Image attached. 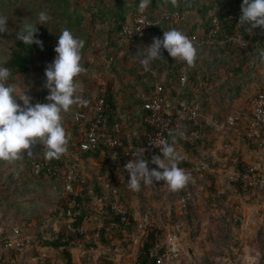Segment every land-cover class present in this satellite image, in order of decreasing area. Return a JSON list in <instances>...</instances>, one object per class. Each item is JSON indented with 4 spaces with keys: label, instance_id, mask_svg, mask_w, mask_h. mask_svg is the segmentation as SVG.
Here are the masks:
<instances>
[{
    "label": "rangeland",
    "instance_id": "obj_1",
    "mask_svg": "<svg viewBox=\"0 0 264 264\" xmlns=\"http://www.w3.org/2000/svg\"><path fill=\"white\" fill-rule=\"evenodd\" d=\"M194 1L195 8L183 12L181 19L195 15L196 18L199 17L200 22L197 19L198 25L192 24L194 30L188 27L181 30L187 36L209 28V16L212 14L241 9L242 3V0H209L207 7L198 8L203 6V0ZM122 2L0 0V15L8 18L6 31L0 33V63L7 61L2 57V52L7 49L8 40L17 37L20 25L35 21L36 15L43 10L48 13L50 20L48 25H37L36 36H46L49 41L52 32L60 34L63 29H69L74 36L84 40L80 61L84 70L76 79L80 88L77 94L89 101L87 105L97 98L103 87L111 85L120 109H123L125 100L133 104L132 107H136L135 105L141 104V98L151 88L150 82L165 78L168 67L169 55L162 49L164 57L150 64L153 72L144 71L139 63L143 49L152 42L153 37L162 38L163 32L171 27L161 25L152 30L147 38L116 46L110 39L111 33L108 34L107 31L114 19L112 10L103 15L92 16L91 13L96 10L95 7L102 4L110 9H117L119 5L126 9L131 8L130 12L139 4V0ZM165 2L172 5L171 0H150L149 6L163 5ZM65 18L69 22L68 27L64 28L67 21ZM258 37L261 43L259 38H253L249 45L256 44L258 48L263 46L264 51V35ZM225 47H229L226 51L236 49L238 52L228 54L221 48L204 47V50L197 54L200 56L193 64L199 69V73L194 72L196 78L199 74V83L205 70L211 74V77L204 79L193 92L200 93L199 99L205 100L204 103L211 100L214 110L208 115L202 104L203 126L198 138L188 142L189 145L181 140L175 145L184 160L190 164L189 167H184V171L192 172L191 178L183 187L184 191H170L163 180H154L153 184L149 185L141 183L139 191H132L128 187L129 173L124 168L133 158L132 154L130 158L123 159L121 155L115 154L114 150V155L108 157V164H105L108 172L100 178L101 190L106 199L118 193L117 197H123L122 201L132 211L134 233L123 234L127 241L129 238L132 241L128 247L125 248L124 243H121L122 232L115 227L113 234L107 236L109 242L98 241L96 246L92 247L85 245L86 242L92 243L100 237L97 230L102 226L104 217L102 199L94 194L90 200H73L69 197L66 186L64 189V184L60 181L59 184L52 179L33 177L28 161L32 156L43 153L42 144L37 142L31 146L32 155H28L29 150L25 149L15 161L0 160V238L11 234L13 227L18 226L21 236H30L32 244L22 252L6 250L10 264H66L61 250L39 249L40 247L36 246L40 245L39 222L46 217H52L56 219L52 225H58L57 220L63 221L64 204L72 208L76 216L80 213L84 215L82 223L73 226L74 229L78 226L83 229L81 233L74 232L83 235V239L76 235L70 243L71 254L77 261L87 256L88 264H111L110 260L115 264H135L137 245L151 223L157 225L159 230L156 235L161 236L166 264H260L264 236V192L254 188L245 191L243 187L239 190L233 184L235 181L232 178L240 170L256 163L258 154L263 153L246 137L242 120L251 118L254 100L264 91V56L254 53L245 55L246 51L242 52L241 45L233 43ZM222 51L226 57L213 60V57ZM55 55V51L52 54L39 53L27 74H10L8 82L14 83L21 90L25 88L26 92L29 86L34 85L48 95L49 90L45 87V68ZM174 62L179 64L178 73L183 64L187 65L175 58ZM18 102L22 103L19 100ZM81 107L84 106L74 104L68 112L61 113L64 127ZM138 115L140 114L137 113L136 118ZM233 117L236 118L235 122H230ZM143 131L145 136V129ZM140 135L135 137L142 140L143 135ZM99 165L101 164L98 162H91L89 172L76 166L75 174L79 178H89L93 187L91 176L95 169L100 171ZM148 167L150 170L158 168L150 159ZM63 175L65 178V174ZM75 187L77 196H81V182H76ZM112 206L114 212H125L117 201ZM76 216L75 219L70 218V221H76ZM49 227L48 224V231Z\"/></svg>",
    "mask_w": 264,
    "mask_h": 264
},
{
    "label": "trees",
    "instance_id": "obj_2",
    "mask_svg": "<svg viewBox=\"0 0 264 264\" xmlns=\"http://www.w3.org/2000/svg\"><path fill=\"white\" fill-rule=\"evenodd\" d=\"M194 2H195L194 0H176L175 5H173L172 3H171L172 5H169L166 2L163 3V5H157V6L156 5L155 6H149V4H148V7L146 9L148 10L149 13H156L157 11L163 10L165 8L169 9L171 11H174V10H178L181 12H185L187 10L192 11V9L195 8ZM120 3H123L122 0H120ZM211 5H213V4H211ZM203 7H207V5L203 4V6H199L198 8H203ZM95 8H96L95 11L92 10V13H91L92 16H95L97 14L103 15L104 13H108V12L110 13V10H112V12H113L112 16L114 19L112 20V24L110 25V27H108L107 31L109 32L108 34L111 33L110 39L113 41V43H115L116 46H119L118 45V38L120 36L121 25L124 22H126L128 19H131L132 17H134L136 15L138 7L136 9L132 10L133 12H130L131 8L126 9L124 7H121L120 5L118 6L117 9H110L105 4H102V5L97 6ZM132 8H133V6H132ZM233 10L240 11V9H233ZM229 11H231V10H229ZM229 11H224L222 14L218 13V15H220V17H221L222 22L224 23L221 26L222 32L232 33V32L237 31L238 33L243 34L246 39H249L251 41L253 38L254 39L259 38L258 41H259V43H261L260 37H258V36L264 35V29H260L258 27L256 29H253V31L251 33H246L243 30V28H239V30H237L235 25H231L228 22L227 16H228ZM130 13H132V14H130ZM213 15H216V14H212V16ZM212 16L211 17L209 16V18H210L209 27L212 24L211 23ZM193 17H195V15H193ZM197 18H199V17H197ZM65 19H67V18H65ZM183 20L184 19H177L174 22H178V23L171 25L170 24L171 20L165 18L155 28L160 27L161 25H163V26L166 25L168 27L178 28V29H180L181 26H182V28L188 27L185 24H181V22ZM198 21H199V19H198ZM68 22L69 21L67 19L66 23L64 24V28L68 27ZM225 22H226V24H225ZM194 24L198 25L197 22L193 23V25ZM193 28H194L193 26L190 27V29L194 30ZM208 30H209V28H205L204 31H202V32H192V33H196L200 39L204 40L205 37L207 36ZM58 36H59L58 33L52 32L49 41L46 39L47 38L46 36L45 37L36 36L37 38H39L43 42V48H41L39 45H37L35 43H33L30 46L24 45L23 42L20 41L17 37L10 38L8 40V46H7L6 51L2 52V57L6 58L7 61L5 63H0V66L7 67L10 71V74H13V75L17 74V73L18 74H24V75L27 74L29 72V70L31 69V67L34 65L36 57L39 53L46 52V53L52 54L54 52V46L57 43ZM147 37L148 36H146V37H138L137 36V37L131 39L130 41L142 40V39L147 38ZM127 42H129V41H126V43ZM194 46L198 47L199 48L198 50H202L204 47L209 46V47H212L215 49L221 48V50H224L228 54L238 52V50H236V49H234L232 51H226L225 49L229 48V47H225L227 45H225V46L217 45L216 47H214L210 44H207L206 42H204L202 44V46H197L195 44H194ZM251 46L252 45H249V44L248 45H242L240 48H242V52L246 51L245 55L252 54V53L257 55V54L262 53L263 46L259 47V48L256 46V44H255V46H252V47ZM224 51H222L221 54H216V56L213 57V60L214 59L216 61L222 60L223 57H226L223 54ZM164 55L166 56V53H164ZM168 57L169 58L166 57L167 63H168L166 77L161 79L160 81L152 80L150 82L151 88L149 89L148 93L141 98L142 100L140 99L141 104L135 105L136 107H134V106L132 107L133 104H131L129 101L125 100L126 103H128V104H125V103L123 104L125 110L120 109L119 105H117L118 101H117L116 94H115V91L113 90L112 86L109 85L105 88V117L107 118V121H108L107 128L111 129L114 124H116V123L119 124L120 130L118 132H116V136L121 140V142H122L121 145L115 147L114 149H111V148L104 146V145H100L97 148L91 149V150H83L80 147L81 137L83 136V129H82L83 124H82V122L85 119L84 117L86 116V114L88 112L89 106L91 105V103L93 104L96 101V99H98V96H99L98 95L97 98L94 99L89 104V106L87 105V106H84L83 108L81 107L80 110L76 111L74 114L75 116L73 115L71 120L65 126L66 133H67V140H68L66 152L64 154H62L58 159H47L50 161L58 162L59 166L61 164L73 163L79 169L83 168V169H86L88 172L90 171L89 166L91 167V162H93V163L98 162L102 165V166L99 165L98 169H100V171H97V169H95V171L92 173L91 181L93 183V187L91 186V182L89 181V178H86V179L80 178L82 180V181H80L81 187H82L81 196H73V195L69 196L73 200H80V201L83 200L84 201V198L87 200H90V198L93 197L94 194H96L97 196H99L100 199H102V203L104 204L103 205L104 217H103L102 226H100V228L97 230L98 235L100 234V237L96 240H93L92 243L86 242L85 245L88 247L96 246L98 241L99 242H107V241L109 242V238L107 236H109L110 233L113 234V231H114L113 227H115L116 230L118 229L119 231L122 232V235H120V239H122L121 243L122 244L124 243L125 248L128 247L129 243L132 242L130 238H129L130 240L128 239V241H127L126 240L127 238L123 235L125 233H130V232L134 233L133 230H135V227H133V224L135 225V223L132 222V220H133L131 217L132 211L129 210V208L127 207V204L124 201H122L123 197L120 196L121 197L120 199L117 197L118 193H117V195L116 194L110 195V197L108 199H106L104 197L102 190H101L100 178L105 173L108 172V170L106 171L105 164H108V162H107V160H109L108 157H109V155H111L113 153L114 150H116V152H114V153L117 154L118 156L121 155L123 157V159L124 158H130V156H131L130 154H132L134 150L139 149V146L144 142V140L146 138V134L149 130V126L145 123V121L143 119L145 112H146V110L143 106H144V103L151 97L153 90L155 89L156 84L160 83L163 86L164 91L165 90H174V88L177 87V83L179 80L178 79L179 78V73H178L179 64H178V62H176L177 63L176 64L174 62V58L171 57L170 55ZM209 57H210V55H209ZM147 72H153V70L151 68H149V70ZM194 72L195 71H193V70L189 71V79H193L195 77ZM190 82H192V81L189 80L188 92L184 96L188 100L198 101L200 104V108L203 106H205L206 109H207V107H210L209 101H206L205 103H204L205 100L201 99V101H200V99H199V96L201 97L200 93H194L192 91V87H191ZM31 89H33V90L31 91ZM27 94H33L35 96L31 100V102L33 104H35L36 102H42V103L47 102V100H46L47 94L42 89H41V91L38 90L34 85L29 86V89L27 90ZM39 95H42V97L44 98L42 101H39V99L37 97ZM257 96H259V95H257ZM256 98H255V100H256ZM135 101L139 102V100H135ZM202 104H203V106H202ZM220 104L222 105V103H220ZM127 109H130V110H127ZM209 110H212V108L210 107L206 111L209 112ZM252 110H253V107H252ZM121 111H123V112L120 114ZM137 113H139L140 115H138V117L136 118ZM123 114L125 116H123ZM129 115H133V116L131 117ZM250 117L251 118H249V117L243 118L242 128H244V122L245 121H251L252 120V115ZM235 120H236V118L233 117V120L230 122H235ZM144 129H145V136H144V131H143ZM135 130H137V131L135 132ZM133 132H135V133H133ZM140 134L143 135L142 140H138L137 137H135L136 135L141 136ZM176 137H177V135L174 134L173 132L169 133V143H172L173 142L172 138H174L175 139L174 144L176 145V143L178 141H180V139H178V137L177 138ZM184 144L189 145L190 143L184 142ZM127 146L129 147V152H128V154H125L124 149ZM175 148H176V146H175ZM260 149H262V148H260ZM113 155L114 154H112V156ZM142 158L150 159L149 157H145L144 155ZM39 159H44L43 153L40 155L32 156L30 158V160L28 161V163H30V172H31L32 176L36 177V178H41V179H45V178L52 179L56 183H59V184L61 182L62 184H64V189H65L66 181H65L64 175L62 176V174H64L62 171L58 172L57 174H48L46 169H43L38 174H35L32 172V169H31L32 162L39 160ZM184 159L185 158L183 157V159L181 161H179V164L182 165L183 167H189L190 164L188 162H186ZM260 159H261V154L259 153L258 154V161H260ZM101 169H102V171H101ZM263 172H264V167H263ZM187 174L191 178L192 172L188 171ZM232 180L235 181L233 184L236 185L239 190H241L243 183L238 178L233 177ZM254 189H258V188H254ZM184 190H185V188L180 189V191H184ZM115 201H117L121 204L122 209L125 211L124 213L113 211L112 205H113V203H115ZM69 208L70 207L66 204L62 205L63 221L57 220L58 225H56V226L52 225V222H56L55 221L56 219H53L52 217H46L45 219H43L39 222L40 223L39 224L40 229L38 232L40 233V245L38 244L36 246L40 247L39 249L61 250V254H62L63 258L66 260V264H84V262H85V264H88V257L87 256H84L83 258H81V261H77L73 258L72 254H71L70 243L74 241V238L76 237V235L80 237L79 239H83V235L80 234L81 232L80 233H74V232H79L76 229L77 227L75 228V231L69 232V233L66 232V229L68 228V225L71 223H72V226L80 225L84 219V215L80 213L76 216V218H77L76 221H70V216L67 215ZM124 218H125V220L123 221L122 219H124ZM126 219H127V221H126ZM48 224L50 227H49V231H46L47 232V238L43 239L42 235L45 232V229L43 228V226L48 225ZM61 224L64 226L62 227ZM111 224H112V226H111ZM41 226H42V228H41ZM13 229H14V227H13ZM157 231H159L157 228V225H151V223H150L148 231H146L145 234L143 233L142 238L139 240V243L137 245V256H136L137 258H136L135 264H145L148 261V259H149L148 249L152 245ZM8 235H10V234H8ZM8 235H6V236H8ZM4 238L5 237L0 238V247L2 246V242H3ZM261 250H262V255H261L260 264H264V236H263V240H262ZM110 262H111V264H115L111 260H110ZM10 263H11V261H10L9 257L7 256L6 262H1L0 264H10ZM45 264H47V263H45Z\"/></svg>",
    "mask_w": 264,
    "mask_h": 264
},
{
    "label": "clouds",
    "instance_id": "obj_3",
    "mask_svg": "<svg viewBox=\"0 0 264 264\" xmlns=\"http://www.w3.org/2000/svg\"><path fill=\"white\" fill-rule=\"evenodd\" d=\"M150 0H139L138 12L144 13ZM173 5L176 0H171ZM7 17L0 15V33L6 31ZM50 16L40 11L35 21L20 25L17 38L24 45L33 43L43 48V42L36 37L38 24L48 25ZM237 27L246 33L253 29H264V0H242ZM84 40L74 36L69 29H63L54 46L56 53L52 62L45 68V87L49 90L47 102H31L32 97L25 88L21 90L14 83H9L10 71L0 66V160L15 161L23 150L39 142L43 145L44 159H58L67 150V133L61 120V113L68 112L72 105L86 106L89 101L82 95L77 82L78 75L84 70L81 61V50ZM162 49L175 58L192 66L197 50L187 35L178 28H169L163 32L162 38L153 37L152 42L143 49L139 63L144 71H148L151 62L161 59ZM264 56V51L261 53ZM21 101L22 103L18 102ZM160 155H152L150 161L158 168L148 167L149 159L142 158L144 149L133 151L124 168L129 173L128 187L139 191L141 183L153 184V181H164L170 191L183 188L190 176L178 166L183 159L173 142L164 139L154 140ZM162 169V170H159Z\"/></svg>",
    "mask_w": 264,
    "mask_h": 264
},
{
    "label": "built area",
    "instance_id": "obj_4",
    "mask_svg": "<svg viewBox=\"0 0 264 264\" xmlns=\"http://www.w3.org/2000/svg\"><path fill=\"white\" fill-rule=\"evenodd\" d=\"M184 13L178 10L171 11L163 9L156 13H149L146 9L144 13H137L131 19H128L121 25L118 45L124 46L126 41H130L135 37H146L151 31L158 26L163 19H170V24H174L175 20L181 19ZM240 16V11L231 10L228 12V22L235 25L237 30V21ZM184 19V18H183ZM174 22V23H173ZM211 26L209 27L205 39H200L196 33L189 35V39L193 45L202 46L204 42L212 46L229 45H248L251 43L243 34L237 31L232 33L222 32L221 26L224 24L220 15L212 16ZM226 24V22H225ZM191 67L182 65L179 69V80L177 87L174 90H163V86L157 83L151 97L144 103L146 110L143 117L145 123L149 126L144 142L139 146V149H144V156L151 157L152 155H160L159 148L153 143L154 140L164 139L169 142V133H176L182 142H192L197 139L200 130L203 126L201 121V108L196 100H188L184 95L188 92L189 86V71ZM197 90L192 88V91ZM32 99L35 97L29 94ZM39 101L44 98L42 95L37 96ZM82 122L83 136L81 137L80 147L83 150L95 149L100 145L107 146L111 149L121 145V140L116 136V132L120 130L118 123L114 124L111 129H108V121L105 117V88L103 87L99 93L98 99L91 104L88 112ZM233 118L231 119V121ZM244 130L246 137L263 151L260 161L247 166L244 170H240L233 176L238 178L243 183V189L249 191L251 188H258L264 191V91L259 94L253 104L252 120L244 122ZM125 154H128L129 147H125ZM259 152V150L257 151ZM184 170V167L178 164ZM75 164H61L58 162L46 159L33 161L31 164L32 172L40 173L43 169L47 170L48 174H57L63 172L65 174L66 189L70 195L77 196L75 183L82 181L75 174ZM82 194V191H81ZM69 195V196H70ZM67 215L71 219H75L76 212L69 208ZM48 226V225H47ZM43 226L45 232L42 238H47L48 228ZM78 226L76 229L83 232V229ZM75 229L72 223L68 225L66 232H73ZM19 227H14L12 233L3 239L0 247V263L6 262L7 251L14 249L23 251L31 244L29 236H21ZM163 242L160 235H156L152 245L148 249L149 259L145 264H166L165 251H162Z\"/></svg>",
    "mask_w": 264,
    "mask_h": 264
},
{
    "label": "crops",
    "instance_id": "obj_5",
    "mask_svg": "<svg viewBox=\"0 0 264 264\" xmlns=\"http://www.w3.org/2000/svg\"><path fill=\"white\" fill-rule=\"evenodd\" d=\"M209 0H203V4H208L209 2H208ZM215 5H216V1H215ZM197 19H199V18H196V17H193V15L191 16V17H185L184 18V20L181 22V24H185V25H187L188 26V28H190L191 26H192V24L193 23H195V22H197ZM199 22H200V19H199ZM181 29H183L182 28V26L180 27V30ZM196 48V50H197V54H199L200 52H202L203 50H198L199 48L198 47H195ZM196 54V59L195 60H197L198 58H199V56L200 55H197ZM197 62V61H196ZM194 68V69H193ZM191 70H193V71H198L197 73H199V69L196 67V66H194V65H192V68H191ZM198 75V77H199V74H197ZM197 77V78H198ZM211 77V74H210V72L209 71H207V70H205L203 73H202V75H201V78H200V83H199V81H198V79L195 77L194 79H190L191 81L193 80V83L192 82H190L191 83V87L193 88H199L198 86H200L201 85V82L204 80V79H209ZM196 81V82H195ZM204 82V81H203ZM196 91V90H195ZM125 104H128V103H126V101H125ZM209 104H210V107L212 108V110H209V112H208V115H210V113H212V111L214 110V107H213V103L211 102V100L209 101ZM210 107H207V109H209ZM122 108L125 110V108H124V106H122ZM206 109V108H205ZM206 109V110H207ZM127 110H130V109H127ZM134 110V109H133ZM202 111H203V108L201 109ZM211 111V112H210ZM123 112V111H122ZM123 116H125L124 114H123ZM129 116H133V115H129Z\"/></svg>",
    "mask_w": 264,
    "mask_h": 264
}]
</instances>
